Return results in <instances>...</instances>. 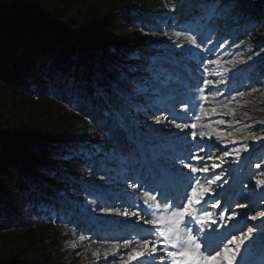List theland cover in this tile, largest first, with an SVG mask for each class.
I'll return each instance as SVG.
<instances>
[{
    "label": "trees",
    "instance_id": "1",
    "mask_svg": "<svg viewBox=\"0 0 264 264\" xmlns=\"http://www.w3.org/2000/svg\"><path fill=\"white\" fill-rule=\"evenodd\" d=\"M223 147L252 155L217 191L264 207V0H0V264H124L158 234L146 194L183 204Z\"/></svg>",
    "mask_w": 264,
    "mask_h": 264
},
{
    "label": "snow or ice",
    "instance_id": "2",
    "mask_svg": "<svg viewBox=\"0 0 264 264\" xmlns=\"http://www.w3.org/2000/svg\"><path fill=\"white\" fill-rule=\"evenodd\" d=\"M174 35L179 37L181 33L175 32ZM187 39L192 44L196 43V40L192 36L187 37ZM118 79L128 84H135V81L129 80L123 73ZM210 83L211 81H205V84ZM113 88L117 90L120 95H124V93L120 90L119 84H113ZM98 91L101 95L104 94L102 89H98ZM134 91L135 93H139L144 91V89H142L139 85H136ZM240 95H243V93H240ZM212 111H215V109ZM196 119L199 120L200 117L197 116ZM174 121L175 118H173L172 122ZM217 123H223V121H217ZM175 127L177 129H184L188 127L195 129L197 125L195 123L191 125L176 123ZM207 127L215 132L218 137L229 135L228 133H224L216 128H213L211 124L207 125ZM200 135L203 137L205 134L201 132ZM192 136L193 138L196 137L195 131H193ZM244 147L245 150H247V145ZM229 154L230 153L227 151L225 152L226 156ZM185 167H188V165H185ZM212 167L215 168L216 165H212ZM207 171V167L200 169L191 167L192 173ZM220 179L221 177L217 175L215 176V180H209L207 184H201L199 180H196L194 184L190 185V193L185 191L184 195L187 196V202L183 204L177 203L173 200L172 205L169 206L167 204V198L161 200L160 203H157L156 197L146 194L144 203L147 205V209H152L153 211L159 213V215H156L154 218H148L145 220L147 224L152 225V228L148 230V233L149 236H152L154 231H158V237L155 238V242H153L146 236H140L139 246L142 251L136 252L135 249H133L132 252L128 253L129 259L133 257L138 258L137 264H140V260L147 261V264H155L158 259L156 255L157 246L159 245L161 238L166 249V256L159 257L160 264H166L167 257H171L173 259V264H233V261H236L237 253H240L242 258L243 253L241 251V246L247 248L245 240H248L250 234L254 232L253 227H248L246 231L242 232V234H233L230 239L224 238L226 242L223 243L222 250L220 251H216V249L220 248V244L215 241L220 239L221 234L217 233V237L212 239H209L206 234L204 240L200 241L194 233L201 231L202 227H187V224L192 223V220H195L196 224L201 226L208 223H216L213 213L206 211L203 207H200V205L204 202L205 196L210 191L209 185L213 184L215 181H219ZM256 184H264V181L257 180ZM219 203V201H216L211 205V207L217 208ZM147 209L144 211L143 215L151 217L152 213ZM104 211L109 210L105 209ZM124 215H129V213L125 212ZM131 215L140 216L141 213L132 212ZM220 215L221 219H224L227 214L221 213ZM235 215L236 213H233L232 215H228L227 218L231 220ZM250 218L253 221L257 220L256 215ZM212 231L216 232V229L214 228ZM81 239H84V237H81ZM129 243L130 242L127 240L124 241L125 246ZM231 245H235V248H230ZM213 252L215 254H213ZM236 264H241V261H237Z\"/></svg>",
    "mask_w": 264,
    "mask_h": 264
},
{
    "label": "rangeland",
    "instance_id": "3",
    "mask_svg": "<svg viewBox=\"0 0 264 264\" xmlns=\"http://www.w3.org/2000/svg\"><path fill=\"white\" fill-rule=\"evenodd\" d=\"M176 4H178V6H176V7H179V4H182V2L178 1ZM219 13H221V12L218 11V14ZM223 74H225V73H223ZM258 146H260V145H258ZM235 150L236 151H234V152H238L239 148H236ZM226 151H228V150L225 147L214 149L212 151L211 157L208 158V160H209V162L207 163L208 166L211 168L212 165H216L215 168H218L216 171V174L219 175L221 177V179L219 181L214 182L215 185H214L213 193L208 194V198L203 202V205H200V207H203L204 209L207 207H210L215 214H217V213H229V212L233 213V212L237 211L238 212L237 215H239V219L242 218L243 220H246V222H244L242 224V226L240 227L239 230L246 231L248 227L254 228V232L252 234H250V237L248 240H245V243L248 241L254 240L256 238L255 233H261V240H262V242H264V230L262 229V228H264V207L259 206L260 204H262V201L260 200V197L262 195L259 193L256 194V191L249 190L248 191L249 194L255 193V195H253V197L247 196V195L243 194V190H241V188H243L242 185H240L239 190L237 191L239 193L238 196H240V198L238 200H235V197H230V195L225 196L222 193V191H219V192L217 191L218 190L217 188L220 187V185L223 184L225 181H230L233 183L235 180L237 181L242 177V174L240 173L241 175L237 174L238 178L237 177L234 178L235 176L233 175V172H234V170L241 169L243 167L245 160L250 161V156L252 155V153L250 154L248 152L246 156H242L241 158H239L236 156L235 153H231V154L226 156L225 155ZM263 156L264 155H262V157ZM237 172H239V171L237 170ZM221 199H223L222 204H219V206L217 208L211 207V205L213 203H215L216 201H219ZM181 200H184V203H186L187 197H185L184 199H181ZM254 215L257 216V220H255V221H253L250 218ZM124 217H128V215H124ZM214 219H215V217H214ZM223 222H224V220L221 219V217H219V219L216 220L215 224L208 223V224L201 226L199 224H196L195 220H192V223L187 224V227H189L190 225H192V228H201L202 227V230L199 232H195L194 235H196L200 241H203L206 234L208 235L209 239L217 237V233L220 234V232L218 230L220 228H222ZM189 228H191V227H189ZM214 228L216 229V232L212 231V229H214ZM257 230L259 232H257ZM157 237H158V235H156L155 238H157ZM253 237H254V239H253ZM153 242H155V240ZM215 242L220 244V248L216 249V251L222 250L223 243L221 242V239H217ZM74 245L78 246V245H81V243L79 240H77L72 246H74ZM230 248L234 249L235 245H233ZM93 250L94 249L90 248V255H93ZM245 250L246 249H244V247L241 246V251L243 253V257L241 258L240 253H237L236 261H233V264H236L237 261H243L246 259V256L248 254H247V251H245ZM131 251H133V248ZM135 251L140 252V251H142V249L141 248H139V249L135 248ZM156 254L158 256H166V249H165L164 242H163L162 238L160 239V243L157 246ZM213 254H215V253L213 252ZM124 257H125L124 264H135V261L138 259L136 257L129 259L128 253ZM166 264H173V259L171 257H167L166 258Z\"/></svg>",
    "mask_w": 264,
    "mask_h": 264
}]
</instances>
